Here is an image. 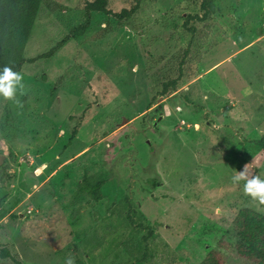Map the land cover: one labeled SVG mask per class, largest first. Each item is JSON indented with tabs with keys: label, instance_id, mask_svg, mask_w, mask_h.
<instances>
[{
	"label": "rangeland",
	"instance_id": "rangeland-1",
	"mask_svg": "<svg viewBox=\"0 0 264 264\" xmlns=\"http://www.w3.org/2000/svg\"><path fill=\"white\" fill-rule=\"evenodd\" d=\"M213 2L185 27L199 0H141L120 23L42 0L22 107L0 97V250L21 264H200L211 251L244 264L230 229L243 208L264 215L234 183L245 165L264 179V0ZM84 177L104 181L100 201Z\"/></svg>",
	"mask_w": 264,
	"mask_h": 264
},
{
	"label": "trees",
	"instance_id": "trees-1",
	"mask_svg": "<svg viewBox=\"0 0 264 264\" xmlns=\"http://www.w3.org/2000/svg\"><path fill=\"white\" fill-rule=\"evenodd\" d=\"M131 3L128 8L113 10L108 7L107 0H84L86 12L103 14L107 19L115 22H123L130 19L140 8L141 0H126ZM156 1V0H151ZM200 15L187 16L184 26L189 21H206L215 12L213 0H199ZM42 7V0H0V74L6 65L12 66L13 71L22 73L26 64L34 62L24 57V50L30 37L32 26L38 19ZM49 54L39 57L47 59ZM177 79L165 84L162 93L168 94V90H175ZM80 123L72 129L69 143L75 138ZM257 150L264 154V135L255 141ZM79 190L86 192L90 198L98 202L102 199L101 188L104 181H93L84 177ZM156 187V184H154ZM231 233L235 239V255L244 264H264V215L254 210L243 208L239 210L231 223ZM0 258L10 259L14 264H21L13 260L10 252L3 248L0 250ZM200 264H224L218 253L211 251Z\"/></svg>",
	"mask_w": 264,
	"mask_h": 264
},
{
	"label": "clouds",
	"instance_id": "clouds-1",
	"mask_svg": "<svg viewBox=\"0 0 264 264\" xmlns=\"http://www.w3.org/2000/svg\"><path fill=\"white\" fill-rule=\"evenodd\" d=\"M22 81L23 76L20 72L13 71L12 66H4L3 72L0 74V97L5 101H13L22 107L16 99L18 88H24ZM240 181H244L245 195L264 205V179H261L258 175L251 174L248 171V166L245 165L243 170L234 177V183L238 184ZM66 264H73V260L71 258L68 259Z\"/></svg>",
	"mask_w": 264,
	"mask_h": 264
},
{
	"label": "water",
	"instance_id": "water-1",
	"mask_svg": "<svg viewBox=\"0 0 264 264\" xmlns=\"http://www.w3.org/2000/svg\"><path fill=\"white\" fill-rule=\"evenodd\" d=\"M1 158V157H0ZM1 160V159H0Z\"/></svg>",
	"mask_w": 264,
	"mask_h": 264
}]
</instances>
